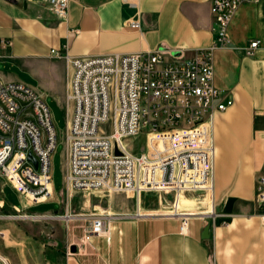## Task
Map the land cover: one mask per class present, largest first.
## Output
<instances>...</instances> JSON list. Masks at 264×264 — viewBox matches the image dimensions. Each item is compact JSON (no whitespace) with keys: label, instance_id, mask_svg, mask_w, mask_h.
Listing matches in <instances>:
<instances>
[{"label":"crops","instance_id":"1","mask_svg":"<svg viewBox=\"0 0 264 264\" xmlns=\"http://www.w3.org/2000/svg\"><path fill=\"white\" fill-rule=\"evenodd\" d=\"M211 3L71 0L68 19L61 21L49 10L46 0H0V64L17 70H0V78L14 82L24 75L38 84L46 98L64 105L73 69L65 59L55 57L52 50L65 53L64 45L68 44L69 56L84 57L164 48L189 58L214 41L216 25ZM228 33L230 45L217 49L213 56L215 84L224 99L233 100L232 106L215 115L213 200L210 197L209 205L207 196L196 192L180 197V211L190 215L186 230L181 231L183 217L175 214L172 201L165 196L146 193L136 199L113 194L81 201L80 192L71 190L66 214L75 218L67 220L69 243L56 257L42 250L45 260L41 262L34 225L20 226L5 219L15 217L7 213L25 209L22 197L0 180V236L6 237L13 252L0 251L7 262L264 264L260 217L264 206L256 201L257 177L264 173V0L243 2ZM254 40H258V47L249 56L245 48ZM68 108L71 114V102ZM7 189L17 194V203L8 199ZM212 201L224 217L211 222L209 237L203 238ZM52 202L60 204V210L43 213L60 214L62 200L56 188ZM46 203L49 202L41 204ZM94 214L111 217L110 233L85 241ZM76 220L80 221L77 234L73 230ZM223 220L227 224H222ZM72 245L77 246L74 254L68 251Z\"/></svg>","mask_w":264,"mask_h":264},{"label":"built area","instance_id":"2","mask_svg":"<svg viewBox=\"0 0 264 264\" xmlns=\"http://www.w3.org/2000/svg\"><path fill=\"white\" fill-rule=\"evenodd\" d=\"M70 1L46 0L61 21L68 19ZM245 1L259 0H211L214 41L189 58L164 48L84 57L69 56L68 44L65 53L52 50L73 69L65 138L64 187L69 193L131 191L137 199L154 192L172 195L175 214L183 217L181 231L186 230L190 215L180 211L179 198L196 192L213 200L215 115L233 105L215 84L213 56L230 45V23ZM258 43L252 41L246 54L253 55ZM58 144L44 91L0 78V180L22 197L24 209L54 199ZM256 201L264 206V173L257 177ZM18 216L52 217L31 211ZM209 217L212 222L224 217L213 201ZM260 217L264 227V211ZM111 224L110 216L94 214L84 240L109 235ZM0 262L9 264L1 257Z\"/></svg>","mask_w":264,"mask_h":264},{"label":"rangeland","instance_id":"3","mask_svg":"<svg viewBox=\"0 0 264 264\" xmlns=\"http://www.w3.org/2000/svg\"><path fill=\"white\" fill-rule=\"evenodd\" d=\"M7 67V68H6ZM1 63L0 64V70H3L5 72H10L13 73L17 70L13 69L11 70L10 66H6ZM7 69V70H5ZM20 81L24 82L26 84H29L34 87H38V84L34 82L33 80H30L28 77L21 75L20 76ZM67 93L70 92L69 90V85H67ZM47 102L51 109L53 110L55 120H56V126L59 134V144L56 149V153L53 157V173H54V183H55V188L57 192H59V195L61 196L62 200V212L60 214H51L52 217H37V218H26V217H11L5 219L10 222H14L16 225H26V224H32L34 225V236L37 241L38 245V250H39V255L41 256V262L45 260V256L42 254V250L45 252L52 253L53 256H57L58 252L61 251L63 248L65 249L69 243L68 240V227H67V220L70 218H65V217H59V215H66V210L70 209V203H71V198L72 196L69 194V191H67L66 187H64V169H66L67 166V161L65 159L66 156V143H65V138L67 134L66 130V124L67 120L70 117V112L68 110V105L70 101L66 100V103L64 105H57L52 98H47ZM61 191V192H60ZM79 199L81 201H88L90 199L98 198L100 196H105V195H113V194H121V195H129L130 193H89L85 191H79ZM149 194V193H148ZM152 194V193H150ZM154 195L160 196L161 194L158 192H154ZM6 195L8 199L13 202L17 203L18 202V196L13 190L7 189L6 190ZM162 196L166 197L168 201H172L171 203H174V197L172 195L168 194H162ZM211 196H207V201L209 205L211 204ZM101 198V197H100ZM136 198V197H135ZM137 199V198H136ZM74 204V202H73ZM61 208V205L58 203H53L52 201H49V203L46 204H40L37 207L32 208L30 211L34 213H43L47 211H59ZM29 209H25L24 211L20 213H7L8 215H25V213H30ZM6 213V212H5ZM4 212H1L2 215L5 214ZM73 213H76V211L73 210ZM72 218V217H71ZM75 218V216L73 217ZM75 223L77 224L76 228H73L75 230V233L80 230V227L78 224L80 223L79 220H76ZM74 221L72 224H75ZM72 235V234H71ZM74 236V235H73ZM72 236V237H73ZM73 240H76L78 242L77 237H73ZM70 241H72L70 239ZM81 244L83 242L80 241ZM9 244L6 241V237H1L0 236V251L3 253H13L10 248H8ZM68 251H71L70 248ZM72 254L76 252H71ZM9 261V260H8ZM0 264H3L0 262ZM10 264V261H9Z\"/></svg>","mask_w":264,"mask_h":264},{"label":"water","instance_id":"4","mask_svg":"<svg viewBox=\"0 0 264 264\" xmlns=\"http://www.w3.org/2000/svg\"><path fill=\"white\" fill-rule=\"evenodd\" d=\"M29 159L34 161L35 166L37 167V160L36 158L33 156L32 153L29 154ZM212 219L211 217H207V226L204 229L203 232V238H208L209 237V232H210V225H211ZM71 252H77V246L76 245H72V247L70 248Z\"/></svg>","mask_w":264,"mask_h":264},{"label":"bare ground","instance_id":"5","mask_svg":"<svg viewBox=\"0 0 264 264\" xmlns=\"http://www.w3.org/2000/svg\"><path fill=\"white\" fill-rule=\"evenodd\" d=\"M128 193H130V196H132V197L134 196V195H133V192L130 191V192H128ZM209 196H210V195H209ZM179 202H180V198H179V201H178V207H179ZM191 215H192V214H191ZM0 257H1L3 260L6 261V259H5L2 255H0ZM6 262H7V261H6Z\"/></svg>","mask_w":264,"mask_h":264}]
</instances>
